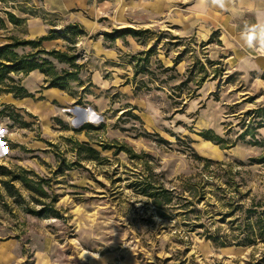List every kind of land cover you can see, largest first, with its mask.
Here are the masks:
<instances>
[{
    "label": "rangeland",
    "instance_id": "374dc122",
    "mask_svg": "<svg viewBox=\"0 0 264 264\" xmlns=\"http://www.w3.org/2000/svg\"><path fill=\"white\" fill-rule=\"evenodd\" d=\"M4 12L22 23L5 21L0 46L68 25L86 36L71 52L83 64L79 81L66 91L52 93L34 71L19 76L32 98L0 96V167L32 172L27 177L43 180L48 193L46 212L36 216L41 199L19 182L3 185L9 177L0 171V264H264V241L237 245L240 229L264 212V78L226 64L217 33L194 34L181 13L158 14L145 0H10L0 18ZM125 29L147 32L105 38ZM67 46L61 39L41 49L65 53ZM151 48L153 76L135 74L145 58L138 54ZM84 124L100 129L74 132ZM75 142H89L99 159L78 162ZM201 158L212 162L207 171ZM148 178L175 196L191 184L204 192L189 220L227 243L204 240L203 229L188 231L180 209H155L135 185Z\"/></svg>",
    "mask_w": 264,
    "mask_h": 264
},
{
    "label": "trees",
    "instance_id": "16d2710c",
    "mask_svg": "<svg viewBox=\"0 0 264 264\" xmlns=\"http://www.w3.org/2000/svg\"><path fill=\"white\" fill-rule=\"evenodd\" d=\"M10 0H0V5L9 3ZM6 18H0V29L4 27L5 21L9 22L12 26L18 27L22 23V20L19 18H15L11 13L4 12ZM147 31H137L131 29H125L117 33V36L107 35L105 34V38L107 39H115L124 36H131L134 39H139L141 35L146 33ZM47 36L40 37L37 40L32 41H19L16 38H9L11 40L10 43L4 44L0 46V96L1 95H10L13 99H24V98H32L33 95L29 94L27 90L22 85V78L19 76H27L31 72L38 71L39 73L44 75V82L48 83V87L53 89H59L62 91H66L68 88L69 82H78L79 81V72L83 68V64H77V61L80 60V56L71 52L76 51V39L80 37L86 36V33L83 29L75 25H68L63 28V30L54 31L50 30ZM63 40L69 46L66 47L65 53L60 51L51 50L46 51L41 49V46L44 42L48 41H55V40ZM26 47H30L32 51L26 54H19L17 52L18 49H23ZM152 54V48L146 52H140L138 55L145 56V58L140 59V62L143 63L142 65L135 66L138 68L135 70V74L146 73L153 76L152 72H148V64H149V57ZM160 63V62H159ZM57 65H65L69 69L61 68L60 72L58 73L55 67ZM174 66H176L177 61H173ZM164 72H169L172 68H163ZM200 71L204 72V68L201 65ZM206 77V72L200 78V82L204 81ZM154 79V78H151ZM164 83V82H161ZM198 86V85H197ZM178 91V98L181 99L183 96L181 92H179V88H176ZM182 101V99H181ZM81 104V103H80ZM182 105V104H181ZM4 108H9L7 106H3ZM22 126H27V124L22 123ZM100 127H93L90 124H84L78 130H74L75 133L81 132H89L97 131ZM258 129V128H257ZM256 129V130H257ZM246 136V131L239 135L238 139H243ZM205 140L211 141L212 139L205 137ZM213 142L215 144H220L221 139L215 138ZM190 142V141H189ZM75 144V154L77 157V161H97L100 157L99 152L93 148L89 142H82V143H74ZM98 145L102 150L110 149L107 146H103L101 143H95ZM200 159V158H199ZM202 159V158H201ZM206 164L202 167L204 171L209 169V165H212V162L207 159H202ZM217 168H221L223 163H214ZM229 166V165H226ZM243 167V165H239ZM1 175L4 177H9L8 182H2L3 185H8L10 182H19L21 186L28 191L30 194H34L41 200H36L37 203L43 206L41 211L35 213L36 216L42 215V213L46 212V206L42 202L48 198V193L44 190L43 180L34 181L27 176H32L33 173L30 171H21L19 174L14 175L12 172L6 170L4 167H0ZM219 174L224 172V170H218ZM224 174H229V172H224ZM222 177V176H216ZM138 188V194H141L148 199L152 200V205L158 211H168L170 209H180L182 210L181 214L184 217V227L188 229V231H194V228L203 229V232L200 235L204 240L210 241L212 240L215 245H223L227 243L228 237L227 236H220L218 234L214 235L209 228H204L203 224H199L194 226L190 220V215H196V204H200L201 201L205 199L204 192L202 194L197 193L194 189V185L191 184L186 188H182L180 193L175 196V190H167L163 188V186L159 185L156 186L153 182H151V178L144 179L142 181L136 182L135 184ZM203 187H201V190ZM187 192L188 195L184 196V192ZM177 199L178 203L171 204L173 199ZM55 203L53 199L51 201ZM191 207V208H190ZM233 208L225 214L224 216L231 215L233 213ZM249 212V213H248ZM31 213V212H30ZM33 213V212H32ZM244 214H255L254 210H248L244 212ZM162 215V214H161ZM198 217H196L197 219ZM248 218H246V221ZM249 226L247 224L241 228V234L244 235L242 239L239 240L237 245H249L255 243V241H264V212L261 213V216L255 219L254 223L247 229Z\"/></svg>",
    "mask_w": 264,
    "mask_h": 264
},
{
    "label": "crops",
    "instance_id": "0c3cea01",
    "mask_svg": "<svg viewBox=\"0 0 264 264\" xmlns=\"http://www.w3.org/2000/svg\"><path fill=\"white\" fill-rule=\"evenodd\" d=\"M145 1L158 14L167 16L173 11L181 13L184 19L182 24L187 25L194 34L206 32L208 39L217 33L227 52L226 55L223 54L226 64L233 63L231 67L239 73L255 74L264 78V48L251 49L244 40L245 33L251 28L264 27V0H225L222 7L214 4L213 0ZM259 43L264 45V32L260 33ZM49 91L56 93L57 89L52 88Z\"/></svg>",
    "mask_w": 264,
    "mask_h": 264
},
{
    "label": "clouds",
    "instance_id": "9594fccd",
    "mask_svg": "<svg viewBox=\"0 0 264 264\" xmlns=\"http://www.w3.org/2000/svg\"><path fill=\"white\" fill-rule=\"evenodd\" d=\"M225 0H213V3L218 5V6H223ZM264 32V27L261 28H251L247 33L244 35V40L246 45L251 48L255 49L257 47H262L264 48V45H261L259 43L260 40V33Z\"/></svg>",
    "mask_w": 264,
    "mask_h": 264
}]
</instances>
